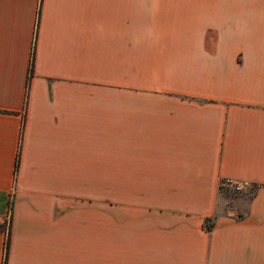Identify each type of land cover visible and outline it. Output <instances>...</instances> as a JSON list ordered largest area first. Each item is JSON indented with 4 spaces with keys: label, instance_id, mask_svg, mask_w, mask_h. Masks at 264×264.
Masks as SVG:
<instances>
[{
    "label": "crops",
    "instance_id": "0c3cea01",
    "mask_svg": "<svg viewBox=\"0 0 264 264\" xmlns=\"http://www.w3.org/2000/svg\"><path fill=\"white\" fill-rule=\"evenodd\" d=\"M11 203L7 264H264V0H0Z\"/></svg>",
    "mask_w": 264,
    "mask_h": 264
},
{
    "label": "built area",
    "instance_id": "2783aa9c",
    "mask_svg": "<svg viewBox=\"0 0 264 264\" xmlns=\"http://www.w3.org/2000/svg\"><path fill=\"white\" fill-rule=\"evenodd\" d=\"M36 32H37V25H36L34 35H36ZM224 183L230 185L235 190H241L244 187V185H246L245 183L235 182L230 179H226ZM12 197L13 196L11 194L10 196L11 200H12ZM11 223H12V203L10 204L6 212L0 213V228L6 232L7 236L10 232Z\"/></svg>",
    "mask_w": 264,
    "mask_h": 264
},
{
    "label": "trees",
    "instance_id": "16d2710c",
    "mask_svg": "<svg viewBox=\"0 0 264 264\" xmlns=\"http://www.w3.org/2000/svg\"><path fill=\"white\" fill-rule=\"evenodd\" d=\"M33 71H34V55L32 56V64H31V68H30V77L33 75ZM19 165V158L17 159L16 162V169L18 168ZM9 242H10V232L6 238V255L4 258V264H7V251H8V247H9Z\"/></svg>",
    "mask_w": 264,
    "mask_h": 264
},
{
    "label": "rangeland",
    "instance_id": "374dc122",
    "mask_svg": "<svg viewBox=\"0 0 264 264\" xmlns=\"http://www.w3.org/2000/svg\"><path fill=\"white\" fill-rule=\"evenodd\" d=\"M225 181V180H224ZM241 190H235L231 187V192L234 193V192H240Z\"/></svg>",
    "mask_w": 264,
    "mask_h": 264
}]
</instances>
